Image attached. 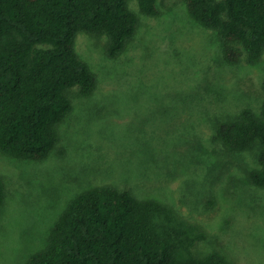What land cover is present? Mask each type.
<instances>
[{"label": "rangeland", "instance_id": "374dc122", "mask_svg": "<svg viewBox=\"0 0 264 264\" xmlns=\"http://www.w3.org/2000/svg\"><path fill=\"white\" fill-rule=\"evenodd\" d=\"M128 6L138 24L118 55L106 53V35L76 33L75 50L98 86L89 96L68 90L73 107L56 149L40 161L0 151V264H26L67 202L101 183L169 203L198 223L205 237L195 256L215 250L231 264H264V187L248 177L262 147L230 152L214 139L216 125L242 108L259 112L264 54L227 63L218 33L192 19L184 0H159L155 16L138 0Z\"/></svg>", "mask_w": 264, "mask_h": 264}, {"label": "trees", "instance_id": "16d2710c", "mask_svg": "<svg viewBox=\"0 0 264 264\" xmlns=\"http://www.w3.org/2000/svg\"><path fill=\"white\" fill-rule=\"evenodd\" d=\"M158 1L138 5L155 16ZM184 2L192 19L218 33L227 63H254L264 54V0ZM137 24L128 0H0V151L20 160L46 159L73 107L68 90L77 86L89 96L98 86L75 50L76 33L106 35V53L114 57ZM214 139L230 152L259 144L258 166L248 177L264 187V99L258 113L245 107L218 123ZM6 193L0 178V211ZM204 237L198 223L173 205L101 183L67 202L46 246L26 264H231L215 250L195 256L192 247Z\"/></svg>", "mask_w": 264, "mask_h": 264}]
</instances>
